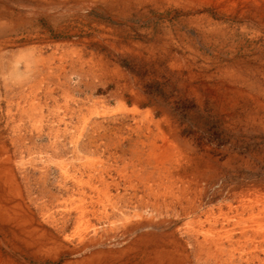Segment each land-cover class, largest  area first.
<instances>
[{
    "label": "rangeland",
    "instance_id": "374dc122",
    "mask_svg": "<svg viewBox=\"0 0 264 264\" xmlns=\"http://www.w3.org/2000/svg\"><path fill=\"white\" fill-rule=\"evenodd\" d=\"M90 13H97L99 19L109 22L117 29L123 27L127 36L138 39L145 45L155 44L157 54H148L144 45L135 49L129 41H118L114 37H110V39L95 36L99 30L89 34L78 33V36L61 35L54 39L52 46L59 45L55 57L58 59L64 57L62 64L66 71L62 72L59 80L61 86L57 93L52 97L44 95L45 92L44 96L42 95L44 105L40 112L43 115V126L41 129H34L29 121L17 128L11 126L8 132L9 139L7 138L14 173L23 192V202L33 214L35 213V219L45 225H48L50 220H57L59 226H62L65 221L69 225L67 233H70L76 217L72 213L64 218L60 202L64 196L76 197L75 180L86 178L95 170L99 174H115L116 169L123 168L124 165H131L133 169H151L152 167L147 165L148 159L152 158L154 161V157L157 155L152 153V148L156 149L155 152H159L172 144L176 147L174 150L177 155L183 156L184 162H186L179 169L174 170L173 168V172L176 171L175 174L178 175L190 172L196 178L190 184L180 183L177 190H187L191 199L197 196L195 193L203 190L198 204L203 202L205 207L225 204L222 205L224 212L229 211L226 203L231 201L235 209V215H233L239 222V226H245L251 231L250 235L257 236L258 239L261 236L264 239V212H262L264 208V56L257 58L259 53H264V44L257 42V37L252 36V38L249 35L245 37L247 46L243 47L237 56L230 49L232 43L225 45L224 48L227 49L225 53L214 41L216 37L201 32L199 28L190 29L191 25L183 22V17H195L196 14L185 13L176 7H172L169 12H158L160 14L152 12V16L143 20L135 14L127 19H121L120 22L96 12L94 9ZM223 16L220 18L224 21L221 27L226 28H223V32L221 31V38L223 36V39L231 42L237 40L240 37L239 31H241L244 21L231 18L228 13H224ZM162 21H170L173 24L165 26V28L170 30L176 39L180 32L184 33L185 42L178 43L177 46L175 43L169 50L167 48L169 46L164 45L161 40L163 37L157 36L160 29L164 27L163 24L160 25ZM203 22L204 20L198 21L200 25ZM205 22L203 24L207 26ZM150 27H153L154 30L153 37L144 35L143 30ZM206 37L208 38L206 39ZM75 38H79V40ZM196 39L200 41L197 42ZM135 52L142 53V57H135ZM180 58L187 59V64H181ZM236 58L243 60L244 66L253 69L246 74V81H236L224 73L226 69L236 68L233 65ZM190 69L193 71L190 72ZM71 71L74 73L72 74ZM134 73L135 75H133ZM213 104L215 105L213 106ZM172 134H175L176 137ZM12 135L19 137L14 141ZM178 139L183 147L186 145L187 148L181 150L177 144ZM138 142L140 143L138 144ZM146 142L147 144H145ZM154 145L157 147H151ZM141 160L143 164H141ZM173 166L175 167V165ZM0 188L4 194L3 186L0 185ZM117 192L118 190L113 191V198L117 197ZM130 196L132 194L127 192L126 200ZM91 197L88 199L90 209H92L93 201L97 199L93 193ZM119 205L123 210L131 208V205H127L125 201ZM249 207H251V211ZM97 208L100 209L98 210L100 213H111L103 206ZM245 208L247 209L245 210ZM157 216L150 217V220L143 217L136 221L139 224L136 227L142 228L138 235L143 238L149 237L147 242L150 244V250L155 248L158 243L176 239L186 249L185 254L188 256V261L185 264H216L217 257L207 258L208 255L201 252L199 237L187 232L186 211L181 207H172L168 210L162 207ZM66 218L67 220H65ZM205 218L206 215L201 219L205 220ZM208 222L205 223L209 224ZM149 223L162 225L163 228H143ZM220 224L217 228L218 235L224 230L223 225ZM196 227L197 224H195ZM119 230L122 229L115 228L114 231L108 229L106 237L124 232ZM165 230L168 231V236L162 235L163 232H166ZM256 231L260 235H255ZM60 236L63 237L64 234ZM0 240V264H67V261L77 259V257L64 253L60 259L56 260L46 253L38 252L35 248L17 240L15 229L1 221ZM252 248L247 249L241 255V259L240 256L236 257L235 264H264V249L254 251Z\"/></svg>",
    "mask_w": 264,
    "mask_h": 264
},
{
    "label": "bare ground",
    "instance_id": "6f19581e",
    "mask_svg": "<svg viewBox=\"0 0 264 264\" xmlns=\"http://www.w3.org/2000/svg\"><path fill=\"white\" fill-rule=\"evenodd\" d=\"M172 7H176L181 11H184L185 13L196 14L195 17H183V22L191 25L192 28L190 29L199 28L201 32L216 37L214 41L217 42V44L224 50L225 53L227 50H225L224 48L225 45L232 43L230 44V49L233 51L235 56H237V53L240 52L243 47L247 46L245 45V37L249 35H251V37H257V42H261V44H264V0H0V185L3 186L4 192V194H2V189L0 188V221L3 224L12 226V228L15 229V237L17 240L25 243L29 247L35 248L38 252H43L52 256L56 260L60 259L64 253H68L73 257H77V259L74 260L67 261V259V264H185L188 261V256L187 254H185L186 249L181 243H178L176 239H172V241L170 240L167 242H162L160 244L158 243L156 244L155 248L150 250V244H148L147 242L149 237L143 238V236L138 235L142 228L138 226L136 227V225H139L136 222L139 218L146 217L147 220H150V217L157 216L159 214L162 207L167 208V210L172 207H181L182 210L186 211L187 213V232H189L191 235L195 234L197 237H199L198 239L200 241H197L200 244L202 250L201 252L207 254V258L217 257L216 264H235V261L237 260L236 257L240 256L241 259V255L247 249L252 247L254 251L264 249V239L261 236L260 239H258L257 236L250 235L249 233L251 231H249L245 226H239V222H237L234 218L235 209L231 201L226 203L229 211L224 212L222 205L225 204H221L219 206L208 205L209 207H205L203 202V204L201 203L202 205L198 204V202L200 201V195L202 194L203 190L195 193L197 196L194 199L189 198V192L187 190H177V187H179L180 183H182L183 185H185L186 183L190 184L196 178L193 176V173L190 172L180 175L175 174L176 171L173 172V168L174 170L179 169L184 166L186 162H184L183 156L177 155V153L175 152L176 147L172 144L168 147L166 146L167 148H163L159 152H155L156 149L152 148V153H155L157 155L154 157V161L152 160V158L148 159L147 165H149V167L151 166V169H133L131 168V165H124L123 168L116 169L115 174H99L96 172L97 170H95L94 173L89 174L86 178H79V180H75L74 191L76 197L70 198L68 196H64V199H61L60 202V206L62 207L61 211L64 215V218L72 213L73 215L75 214L76 217L73 229L70 233H67L69 225H67L65 221L62 226H59L57 220L48 221V225L42 224L43 222L39 223L35 219V213L33 214V212H31L30 209L26 206L25 202H23V192L15 176L14 168L12 165L13 161L11 162V156L9 154V148L7 144V138L9 134L8 132L10 131L11 126L17 128L20 127L21 124L23 125L28 121L32 124L34 129H41L43 126V115L40 112V110L43 109L44 105L43 96L46 94L52 97L55 93H57L59 87L61 86L59 80L62 72L66 71L64 69V64H62V62L64 61V57H61L59 59L55 57L56 52L59 50V45L57 46L56 44V47L52 46L54 39L57 38V36L61 35L78 36V33L89 34L90 32L99 30L95 33V36L103 38L114 37L118 41H129L135 49L144 45L148 54L155 55L157 54V47L155 44L145 45L138 39H133V37L127 36V32H124L123 27L117 29L115 28L116 26L113 27L109 22L99 19L97 17V13H90V11L94 9L96 12L111 17L113 18V20L116 19L120 22L121 19H127L135 14H137L139 19L143 20L147 17L152 16V12H169ZM224 13H228L231 18H236L238 20L244 21L241 31H239L240 37L235 41L231 42L230 40L223 39V36L221 38V31L223 32V28H226L224 26L221 27V24H224V21L220 20V18L224 17ZM156 18L158 19L159 17ZM200 20H204V22L206 21L205 24H207V26L203 24L204 22L200 25L198 23V21ZM161 24H163L164 27L160 29L157 36L163 37L161 38V40L164 45L169 46L167 47L169 48V50L171 49V46H174L175 43L177 46L178 43L185 42L186 38L184 33L180 32L176 39L175 35L170 30H167L165 28V26L173 25L170 21H162L160 25ZM143 31L145 36H154L153 27H150L149 29ZM207 38L208 37H206V39ZM75 39L79 40V38ZM86 39H84V41H86ZM220 40L221 42H219ZM196 41L198 42L200 40L196 39ZM132 52L134 51L132 50ZM134 54L135 57L139 58H141L143 55L140 52H135ZM263 56L264 53L261 52L257 55V58H262ZM180 61L183 65H186L188 62V60L185 58H180ZM243 62L244 61L240 58H236V61L233 64L234 66H236V68H231V66V69H226L225 71L223 70L224 73L227 76L236 79V81H246V74L249 73V70L252 71L253 69L244 66L243 64L245 63ZM244 70L246 73L244 72ZM189 71L191 72L193 70L190 69ZM73 73L74 72H72V74ZM133 75H135V73ZM70 95L73 94L70 93ZM211 95L213 96L212 93ZM19 98L21 99L18 100ZM92 103L95 104V102ZM214 105L215 104H213V106ZM98 109L100 110V108ZM173 136H175V134ZM18 137V135H14L12 139L15 141L18 139ZM179 139L177 143L178 147L181 150L187 148L186 145L183 147V144L180 143ZM139 143L140 142H138V144ZM145 144H147V142ZM151 147H157V145ZM33 150L35 151V149ZM142 162L143 161L141 160V164H143ZM173 165H175V167ZM116 190H118L116 195L117 197L113 198L114 195L112 193ZM127 192L132 194V196H130L126 200ZM92 193L96 195L97 199L95 198L96 200L93 201L94 203L92 205V209H90L88 205V199L93 197H91ZM135 198H137V200L134 201ZM18 200L19 202H17ZM124 201L127 202V205H131L130 210H123V208L120 207L119 203H123ZM100 206H103L107 211L110 210L109 212L111 213H100L98 211L100 209L97 208ZM249 208L251 211V207ZM246 209L247 208H245V210ZM262 212H264V208L262 209ZM178 214L177 216H179ZM204 215H206V218L205 220H202L201 218H203ZM65 220H67V218ZM206 221H209V224H206ZM219 223L223 225L222 226L220 224L222 227H224V230L223 232H221V234L218 235L217 228ZM195 224H197L196 228ZM146 227H155L156 229L163 228L162 225H154L152 223L143 226V228ZM115 228L122 229L119 231L124 232L120 234L118 233L117 235L113 234L115 236L106 237L107 230L110 229L114 231ZM254 233L255 235H260L257 231ZM61 234H64V236L61 237ZM162 235L168 236L169 233L168 231H166L163 232ZM123 236H125V238H123ZM200 237L202 238L200 239ZM132 239L134 240L130 242V240ZM139 256H141L142 258Z\"/></svg>",
    "mask_w": 264,
    "mask_h": 264
}]
</instances>
